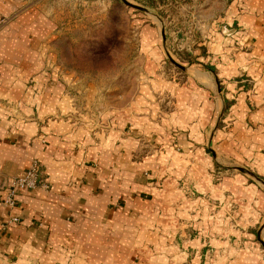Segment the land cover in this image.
Returning a JSON list of instances; mask_svg holds the SVG:
<instances>
[{"label":"crops","instance_id":"1","mask_svg":"<svg viewBox=\"0 0 264 264\" xmlns=\"http://www.w3.org/2000/svg\"><path fill=\"white\" fill-rule=\"evenodd\" d=\"M10 11L0 0V16ZM228 11L204 59L216 67L225 99L233 100L235 125L246 126L247 137L263 145L264 0H235ZM17 21L0 35V181L23 176L37 161L49 188L17 192L12 210L0 190V223L9 216L20 220L0 231V264H255L239 253L237 241L229 243L233 232H197L191 202L177 193L175 174L202 183L209 163L202 151L184 149L183 142L181 151L142 152L135 136H145L146 127L94 133L97 141L64 119L68 101L42 75L39 56H26L31 41ZM193 76L213 90L211 76L198 70ZM183 88L174 93L182 109L174 122L204 140L218 105L194 82ZM256 159L264 176V155ZM247 188L263 210L264 193Z\"/></svg>","mask_w":264,"mask_h":264},{"label":"rangeland","instance_id":"2","mask_svg":"<svg viewBox=\"0 0 264 264\" xmlns=\"http://www.w3.org/2000/svg\"><path fill=\"white\" fill-rule=\"evenodd\" d=\"M234 2L2 0L11 11L0 16V35L6 36L10 24L20 22L18 31L25 30L31 41L26 56H39L42 75L58 84L68 101L64 119L88 129L91 137L146 127L148 137L135 136L142 152L181 151L183 142L184 149L202 151L209 163L200 185L175 174L177 193L193 206L189 213L196 215L195 230L233 232L229 243L237 241L239 253L264 264V209L254 207V195L247 188L253 185L264 193V176L254 161L264 155V144L247 137L246 126L235 125L233 100L225 99L216 67L204 59L219 37L216 31L226 26ZM40 35L44 37L39 40ZM195 70L211 76L213 90L197 81ZM192 82L218 105L214 126L204 140H195L188 127L174 122L182 111L174 93ZM244 84V89L250 87ZM10 178L14 177L0 181V190ZM180 218L187 229V221Z\"/></svg>","mask_w":264,"mask_h":264},{"label":"built area","instance_id":"3","mask_svg":"<svg viewBox=\"0 0 264 264\" xmlns=\"http://www.w3.org/2000/svg\"><path fill=\"white\" fill-rule=\"evenodd\" d=\"M38 187L47 190L49 185L41 177L40 164L37 161H33L23 176L10 178L3 184V202L8 209L12 210L16 206L15 196L17 192L34 190ZM18 223L19 218L17 216H9L5 222L0 223V231H5L9 226L17 225Z\"/></svg>","mask_w":264,"mask_h":264},{"label":"water","instance_id":"4","mask_svg":"<svg viewBox=\"0 0 264 264\" xmlns=\"http://www.w3.org/2000/svg\"><path fill=\"white\" fill-rule=\"evenodd\" d=\"M182 68V67H181ZM263 246H264V244H263Z\"/></svg>","mask_w":264,"mask_h":264}]
</instances>
